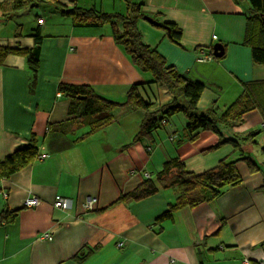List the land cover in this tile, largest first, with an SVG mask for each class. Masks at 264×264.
<instances>
[{
  "label": "crops",
  "instance_id": "1",
  "mask_svg": "<svg viewBox=\"0 0 264 264\" xmlns=\"http://www.w3.org/2000/svg\"><path fill=\"white\" fill-rule=\"evenodd\" d=\"M134 1L145 16L180 28L177 44L167 28L144 18L138 22L148 45L205 85L200 111L213 103L222 110L242 93L243 83L264 81V63L253 61L246 42L248 17L254 14L249 1ZM75 5L126 11L124 0H30L19 7L0 0V159L31 136L39 153L47 154L0 178V214L18 210L13 221L0 224V264H243L245 257L256 263L264 254V115L254 109L241 123L222 128L237 145L216 146L219 136L210 130L189 140L183 113L150 138L135 141L144 113L127 106L115 108L110 122L91 131L88 120L69 115L70 98L60 83L87 84L121 103L134 83L154 105L169 102L171 95L133 63L108 23L75 26L61 13ZM35 32L41 36L40 67L31 92L27 56L5 49H31ZM216 43L223 45L219 57L213 53ZM200 48L213 59L200 61ZM172 158L195 172L221 159L237 160L241 182L223 188L212 202L184 206L160 222L157 217L177 199L175 187L138 201H117ZM57 194L71 198L72 206L56 208ZM91 196L97 204L86 210L83 202ZM28 197L41 203L28 207Z\"/></svg>",
  "mask_w": 264,
  "mask_h": 264
},
{
  "label": "trees",
  "instance_id": "2",
  "mask_svg": "<svg viewBox=\"0 0 264 264\" xmlns=\"http://www.w3.org/2000/svg\"><path fill=\"white\" fill-rule=\"evenodd\" d=\"M30 0H12L14 7ZM126 2L125 13H107L93 8L86 9L77 5L61 8V13L71 17L75 26H100L108 23L111 26L115 41L121 44L135 65L151 75L152 81L163 87L171 99L167 103L154 105L145 101L140 93V83L129 88L124 102H118L96 93L87 84L60 83V91L69 98V115L78 121L88 120L91 131H94L112 120V111L119 106H127L141 110L144 117L134 140L150 138L151 133L162 127L176 113H183L188 123L184 130L187 138L195 140L203 130H210L219 136L216 146L237 141L223 134V127L239 124L243 116L254 109L264 115V81L243 83L242 93L226 108L219 110L215 103L207 110L200 111L198 103L205 85L180 73L169 64L166 58L156 49L148 45L138 27L144 18L141 4L134 0ZM254 14L248 17L246 42L251 45L252 58L255 63H264V0H247ZM58 7V6H57ZM60 8V7H58ZM157 21V20H155ZM257 23V27L254 24ZM159 27L167 28L170 38L180 43L181 30L171 22H160ZM35 45L28 50L5 49V51L21 53L27 56L31 69L30 91H34L37 73L40 67L41 36L35 32ZM82 97V98H79ZM249 135H247L248 137ZM39 155L37 139L31 136L27 145L14 150L0 159V178L8 177L30 164ZM237 160L221 159L216 165L203 171L189 170L179 158L166 161L163 168L154 177L145 178L137 187L122 194L117 201L142 200L155 195L161 188L175 187L178 196L174 203L157 217V221L170 218L173 212L184 206H195L201 202H212L228 185H237L241 177L236 167ZM18 210L4 209L0 214V224L11 222Z\"/></svg>",
  "mask_w": 264,
  "mask_h": 264
},
{
  "label": "built area",
  "instance_id": "3",
  "mask_svg": "<svg viewBox=\"0 0 264 264\" xmlns=\"http://www.w3.org/2000/svg\"><path fill=\"white\" fill-rule=\"evenodd\" d=\"M39 23H43V19L39 18L38 19ZM215 37V36H214ZM214 55L212 52H208L207 49L205 48H200L198 52V59L200 61H205V60H211L213 59ZM163 123H166L164 120ZM176 136L173 135L171 138H175ZM46 153L40 152L38 155V158H44L46 157ZM41 203V200L37 197H28L25 200V205L28 207L32 206H37ZM97 204V197L91 196L85 199L83 202V208L86 210H93ZM54 206L59 209H69L72 206V199L69 197L62 196L60 194H57L54 198ZM45 236L50 237L49 234L45 233ZM243 264H264V254L263 256L256 261V263H252L251 260L248 257H245L243 259Z\"/></svg>",
  "mask_w": 264,
  "mask_h": 264
},
{
  "label": "water",
  "instance_id": "4",
  "mask_svg": "<svg viewBox=\"0 0 264 264\" xmlns=\"http://www.w3.org/2000/svg\"><path fill=\"white\" fill-rule=\"evenodd\" d=\"M144 19L149 21L150 23H153L155 25H158L159 22L158 21H155V19H153L152 17L150 16H144ZM213 53L215 56L219 57L223 54V45L221 43H216L213 45ZM79 98H82L79 96Z\"/></svg>",
  "mask_w": 264,
  "mask_h": 264
}]
</instances>
